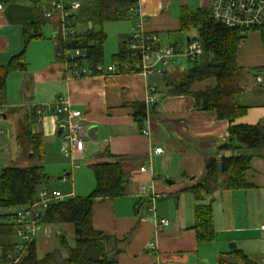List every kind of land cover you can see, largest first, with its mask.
Wrapping results in <instances>:
<instances>
[{"label":"crops","instance_id":"0c3cea01","mask_svg":"<svg viewBox=\"0 0 264 264\" xmlns=\"http://www.w3.org/2000/svg\"><path fill=\"white\" fill-rule=\"evenodd\" d=\"M15 1H5L0 11V68L5 67L13 57L22 52V31L35 20L36 10L42 4L39 0L31 1L30 7L27 8L11 4ZM42 1L48 5L42 10L43 16L46 9L56 0L51 5L49 0ZM17 2L23 4L25 0ZM137 2L145 20L144 31L159 34L160 40L164 34L169 37L171 33H179L178 18L183 8L195 12L200 8H209L211 4V0H199L202 7L192 11L189 9L188 0ZM203 2H206L207 6ZM48 22L52 24L53 29L55 61L30 71L27 70L29 64L26 63V72L20 74V95L25 105H9L6 95H3L4 122L10 120L15 128L12 117L7 113L16 116L19 109L33 102V98L37 100L38 91H53V100L60 98L82 119L84 145L81 152L74 156L75 162H86L89 165L105 150H108L113 160L119 161L126 180L124 195L97 200L92 204L93 228L109 236L105 244L107 257L118 264H219L221 256L227 254L233 245L252 261V258H257L258 255L253 254L255 249L250 236L251 230L238 221L237 214L242 207L248 209L251 201L249 199H254L257 206L264 208L262 157H254L251 162L252 171L247 180L253 188L246 191L218 190L202 196L203 203L212 205L215 234L211 243L196 242L192 228L196 201L191 193L184 190L202 179L206 161L229 157L232 154L231 151L220 149L229 144V125H264V87L256 82L258 76L255 77V85L251 84L247 91L242 88L241 94L236 97L239 105L246 106L247 110L241 118L230 124L217 119L213 112L197 110L193 99L188 95L167 96L169 89L164 81V74L146 77L138 74H106L101 77L99 75L72 78L64 64L57 62L60 50L55 40V21ZM257 36L259 38L258 33ZM35 41L39 40L30 43ZM29 44L24 51V58ZM174 70L179 71L178 68ZM214 85V79H210L196 83L191 88L193 91H199L213 88ZM149 87L155 90L153 95L157 102L146 106ZM47 100L45 98L41 103L50 102ZM252 100L257 101L256 104H249ZM134 103H143L146 108V117L141 126L132 119L131 104ZM60 127L56 117L45 115L31 124L30 132L43 138L54 136L60 139ZM146 132L148 134H144ZM10 135L8 132V137H0L1 146L7 144ZM154 148H161V153H153ZM3 150L6 153L10 151L5 147ZM5 157L6 162L16 163L18 166L27 164L18 153L16 157L12 154ZM142 167H149V171L141 172ZM70 175L71 173H67L63 178ZM61 181L62 185L67 184L68 178ZM46 188L63 193L62 190L56 189L57 185L53 186L49 182ZM71 192L75 197L73 184ZM87 192L88 189L83 195ZM152 203L153 212L150 211ZM154 217L169 221L167 227L159 233L154 230ZM61 235H66V238L72 240V228L43 224L35 238L37 256L41 258L54 249ZM150 244L152 248L149 247ZM263 258L258 260L261 264Z\"/></svg>","mask_w":264,"mask_h":264},{"label":"trees","instance_id":"16d2710c","mask_svg":"<svg viewBox=\"0 0 264 264\" xmlns=\"http://www.w3.org/2000/svg\"><path fill=\"white\" fill-rule=\"evenodd\" d=\"M81 7L72 15L73 26L85 27L77 32L74 41L63 44L58 42V63H71L64 51L80 49L85 51L84 59L78 61L92 70L103 65V45L105 35L101 30L94 31V26L115 20L121 16L128 18L131 10L137 6V0H78ZM179 33H187L195 29V37L203 48L198 61L182 70H172L164 73V81L169 89L167 96H190L195 108L213 112L217 119L234 122L241 118L247 110L241 106L236 97L241 94V67H238L237 52L239 46L248 38L249 34L257 32L260 42L264 46V29L243 30L223 27L209 17V8H200L191 12L185 8L179 15ZM48 19L36 14L35 20L22 31V52L13 57L9 63L0 68V104L4 93L5 79L8 74L25 73L27 64L24 58L26 46L33 40H41L42 25ZM187 39V38H186ZM74 42L77 44L74 45ZM126 41L119 52L112 57L113 64H120L128 60ZM214 79L213 88L193 91L196 83ZM132 119L140 126L146 117V108L143 103L131 104ZM38 121L33 109L26 111L18 122L16 144L20 156L26 158L25 166L7 165L0 168V209L13 208L16 211L30 206L36 200L40 189L49 182L44 172V155L41 149V136L30 132V126ZM228 145L221 150L231 151L229 157L208 160L205 163L204 175L194 186L185 189L193 195L194 224L196 242L199 244L211 243L214 240L213 213L211 203H203V195H210L218 190L246 191L253 188L247 180L252 171L251 162L254 157L264 160V125L255 126L229 125ZM100 159H110L106 162ZM32 162V164H30ZM94 177V188L84 198L73 197L56 203L44 210L41 220L43 224L59 225L72 228V240L69 242L66 235L57 239L54 249L39 258L36 252L35 240L27 244L26 251L21 254L17 264H118L109 259L105 252V244L109 236L96 231L92 225V207L97 200L118 198L124 195L126 180L124 179L119 161L113 160L108 150L99 155L98 159L88 165ZM222 179V180H221ZM15 211V213H16ZM0 215V260L7 262V253L13 252L15 244L13 215ZM219 264H256L247 255L231 245L227 254L222 255Z\"/></svg>","mask_w":264,"mask_h":264},{"label":"built area","instance_id":"2783aa9c","mask_svg":"<svg viewBox=\"0 0 264 264\" xmlns=\"http://www.w3.org/2000/svg\"><path fill=\"white\" fill-rule=\"evenodd\" d=\"M7 0H0V11L3 3ZM209 6V17L223 27L259 30L264 29V0H211ZM138 6V5H137ZM81 7L78 0H56L43 14L48 20L55 21V40H61L63 44L74 41L77 29L73 26L72 15ZM139 7V6H138ZM131 10L128 19L134 22L132 33L126 39V47L129 55L128 60L120 64H111L108 67L98 65L94 70L96 75H92V70L79 60L84 59L85 51L74 49L64 51V56H70L72 62L64 63V67L72 78H84L91 76H104L106 74H138L143 77L150 75H163L164 73L177 68L179 60H185L189 63L198 61L203 48L196 38H189L183 44L162 46L159 34L147 33L144 31L145 20L141 15L139 8ZM256 82L264 87V82L260 77ZM155 90L152 87L147 88L149 97L146 100L147 105H153L157 98L153 95ZM27 110L33 109L37 118L45 115H53L57 122L63 128L60 135L63 147L61 153L66 158H74L83 148V126L80 115L71 110L69 105L60 98L51 105L25 106ZM5 106L0 104V121L4 122ZM144 134H148L147 132ZM0 137H8V132L0 128ZM161 148H154L153 153H161ZM141 172L149 171V167L140 168ZM66 180V178H63ZM37 193L36 200L30 206L21 208L13 215L15 244L13 252L7 253L9 261L0 260V264H17L22 253L26 251V246L35 240L43 223L41 216L48 207L53 204L66 201L73 198V193H61L57 190L42 188ZM150 211H154V205L151 204ZM154 230L159 233L169 224L164 218H153ZM260 231L264 232V223L261 224ZM149 247H153L151 244ZM1 253V251H0ZM264 264V260H263Z\"/></svg>","mask_w":264,"mask_h":264},{"label":"rangeland","instance_id":"374dc122","mask_svg":"<svg viewBox=\"0 0 264 264\" xmlns=\"http://www.w3.org/2000/svg\"><path fill=\"white\" fill-rule=\"evenodd\" d=\"M36 0H25V3L20 4L17 2H11V4L23 5L30 7V2ZM40 7H38L37 14L41 15L42 10H44L48 5L47 3L44 4L42 0ZM53 3L55 0H49ZM38 2V1H37ZM190 7L189 9L194 11L198 7H202V4L199 3V0H188ZM206 2H203L205 4ZM207 6V4H205ZM134 26V22L130 19L121 16L118 19L103 23L100 27L99 25L94 26V31L101 30L102 33L105 35V42L103 45V64L108 67L112 63V57L116 55L122 44L123 40H126L129 34L132 33ZM85 30V27H78L77 32H81ZM52 24L46 22L42 25L41 34L42 38L39 41H35L29 44V47L26 52V63L29 64L28 71L31 69L39 68L42 64H46L48 62L55 61V51H54V44L52 42ZM197 36V32L195 29H190L187 33H171L170 36H166L165 34L161 37V45L162 46H169L170 45H177L183 44L186 42V38H195ZM238 58V67L242 69L241 73V82L240 86L247 91L251 88V84L255 85V77H260L264 82V46L260 43L259 38L257 36V32H253L249 34L248 38L239 46L237 52ZM31 61V62H30ZM192 63H189L185 60H179L177 63V68L179 72L190 67ZM198 87V86H197ZM21 90V75L20 73H10L7 75L5 79V90L3 95H6V102L9 105H15L18 107L24 106L23 100L20 95ZM53 91H38L37 100H34L30 103L32 106H39L42 105H51L56 100H53V96L51 95ZM56 96V95H54ZM45 98L48 99L47 101L41 103V101H45ZM53 100V101H51ZM257 102V101H256ZM254 100L249 101V104H256ZM28 104V105H30ZM248 104V103H247ZM7 110V108H6ZM9 112V111H8ZM17 112V111H16ZM26 114V109L21 108L18 110V114L16 116L13 113H7L13 119V125H11V121L9 122H0V128L7 130L10 132V137L7 138V144L4 146L0 145V168L3 166L11 165L12 163L6 162V156H10L12 154L13 157H16L17 153L20 156L19 148L16 144V140L14 137V132L17 130L18 122L21 120L23 115ZM17 132V131H16ZM6 138H3L5 140ZM10 150L9 153H6L5 150ZM9 147V148H8ZM63 142L61 139H58L54 136L51 138H43L41 136V149L44 155V172L48 176L49 184L53 186H58L56 189H60L63 191L64 194L72 191V184L73 190L75 193V197L84 198L88 196L91 190L94 187L95 181L92 174V171L88 167L86 162H82L77 164L74 158H66L62 153ZM8 154V155H7ZM21 159L26 161V158L21 155ZM76 159V158H75ZM15 161V160H14ZM14 163V162H13ZM32 164V162L30 163ZM12 165H18L16 163ZM67 173H71L68 178V183L62 185V179L66 176ZM66 178V179H67ZM91 188H90V187ZM88 191L87 194H84V191ZM91 189V190H89ZM251 200L248 205V209H244L242 207L238 211V221L241 224L245 225L246 227L250 228L251 230V239L253 240V248L255 249L253 254L258 255L259 258L264 257V232L260 231L261 224L264 223V208H261L255 204L254 199ZM15 209L8 208V209H0V215L4 214H13L15 213ZM68 241L71 240L68 238ZM252 258L257 264H261V261H258L259 258ZM264 260V258H263Z\"/></svg>","mask_w":264,"mask_h":264},{"label":"water","instance_id":"95a60500","mask_svg":"<svg viewBox=\"0 0 264 264\" xmlns=\"http://www.w3.org/2000/svg\"><path fill=\"white\" fill-rule=\"evenodd\" d=\"M188 40H189V38H187V41H188ZM76 44H77V43L74 42V45H76ZM67 58L69 59L70 56L68 55ZM166 85H167V84H166ZM62 129H63L62 127L59 128V133H58L59 135H61V133H62Z\"/></svg>","mask_w":264,"mask_h":264}]
</instances>
